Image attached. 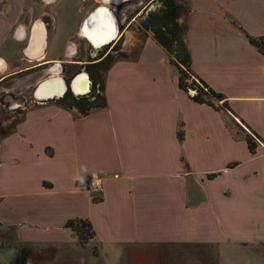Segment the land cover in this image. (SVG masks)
<instances>
[{"label":"crops","instance_id":"crops-1","mask_svg":"<svg viewBox=\"0 0 264 264\" xmlns=\"http://www.w3.org/2000/svg\"><path fill=\"white\" fill-rule=\"evenodd\" d=\"M62 1L29 59L34 1L0 0L4 68L63 55L76 31ZM185 6L190 70L223 98L195 101L150 37L104 72V107L25 109L0 135V264H264V56L250 42L264 38V0ZM71 219L94 236L80 240Z\"/></svg>","mask_w":264,"mask_h":264},{"label":"rangeland","instance_id":"rangeland-1","mask_svg":"<svg viewBox=\"0 0 264 264\" xmlns=\"http://www.w3.org/2000/svg\"><path fill=\"white\" fill-rule=\"evenodd\" d=\"M34 1V0H33ZM36 5L34 6V14L33 17L30 19V23L28 21L27 23V28L29 26L34 24L35 21L37 22H42L47 23V21H44V15L43 13H49L50 10L54 9L49 3H43L42 0H35ZM174 2L180 3L184 6L185 11L180 14V16L177 18V23H178V29L181 31L182 27L185 26L184 21H182L181 17L182 15L186 12V6H185V0H172ZM137 2V0H134L133 2L129 4H134ZM147 3L150 2V6L148 9H150V12H143L140 16H137L135 20L133 21L132 26L128 29V34L126 35L125 39H123L122 42H118L116 44V51L113 53L111 57H109L108 60H116L120 58H133L138 54V51L140 50V47L142 43L146 42L148 38L152 37L154 39V32L158 31V26L157 25H152L151 19L153 18L154 15L161 14L164 5H165V0H149L146 1ZM78 3V2H77ZM98 1L95 0H83L82 2L79 1L77 4L75 10H77V15H75L74 21L72 23V28L71 32L75 31L76 26L79 25L80 21L84 18V16L95 6L97 5ZM124 6H128L129 4L123 3ZM123 4L120 5L119 9H116V6H114L115 13L117 16L121 17L120 19V25L125 24L126 18L125 13L121 11V7H123ZM149 4V3H148ZM64 9V6H62ZM121 8V9H120ZM49 9V10H46ZM45 10V11H44ZM51 15V14H50ZM124 21L122 22V20ZM77 24V25H76ZM31 25V26H32ZM44 27H46L44 25ZM123 28V27H122ZM47 29V27H46ZM48 31V29H47ZM155 40V39H154ZM69 41H73L78 49L73 55L67 56L65 59L66 61H85L86 59L88 60L89 54H94V52H97L95 49H92V47L89 46V44L83 39L79 38L77 36L72 35L70 37ZM156 41V40H155ZM157 42V41H156ZM130 44H132L131 49ZM101 49V48H100ZM165 50V49H164ZM166 51V50H165ZM56 52L53 53L55 55ZM167 62L170 67V70L172 73H175L177 76H179V71L177 66L175 65V53H167ZM107 61V60H106ZM68 62V63H69ZM36 63L34 60L32 62H28L25 65H18L16 67H13L12 69L9 68H3L0 70V75L2 74H7L10 71L13 72V70L17 71V68H21L23 66L31 65ZM66 63V67L64 69V72H62V75L65 77H70L73 73H75L79 68L72 64ZM46 68L47 67H42L40 69L35 68L36 70L32 71H26L22 72L19 74H14L13 76L8 77L7 79L3 80V82L0 84V98L3 97V102L0 103V135L4 133L5 131L10 130L13 128V125L17 122V120L20 119L22 112L30 107L36 106L41 102H37L34 100L32 96V91L35 85L39 80H41L43 77L47 76L46 74ZM100 74L104 75V72H102V69L99 70ZM184 81L187 85L192 86L195 85L192 82V79L190 76H186L184 78ZM196 86V85H195ZM196 89V88H195ZM102 93V92H101ZM212 98V97H210ZM2 99V98H1ZM96 102H100V98L96 100ZM50 103H59L62 106L69 107L70 102L68 99H64L62 101H58L57 99L52 100ZM3 111V112H2ZM6 115V118L3 119V116ZM237 124L236 122H234ZM240 126V124H238ZM233 129L236 130V126L232 125ZM241 127V126H240ZM238 128V127H237Z\"/></svg>","mask_w":264,"mask_h":264},{"label":"trees","instance_id":"trees-1","mask_svg":"<svg viewBox=\"0 0 264 264\" xmlns=\"http://www.w3.org/2000/svg\"><path fill=\"white\" fill-rule=\"evenodd\" d=\"M185 8L182 4L174 2L172 0H165L164 9L161 14L154 15L151 19L152 25H157L158 31L154 32V39L166 50L167 53H175V65L178 68V85L185 91H189V88L195 90L192 98L201 103L212 104L210 97L215 99H222V95L213 91L211 88L207 87L206 83L196 76L190 70V55L187 50L184 35L186 30V25L182 27L181 31L178 29L177 18ZM250 42L262 53L264 56V38H253L250 37ZM109 59V57H108ZM103 60L99 64L101 66L102 72H105L110 66L113 60ZM190 76L192 83L195 85L189 86L185 83L184 78ZM101 94L95 96L93 101H82L78 104L80 113H86L90 109L102 108L105 106V98L103 95V77L101 79ZM196 88V89H195ZM88 95V94H87ZM100 98V102L96 100ZM227 107L226 103L222 104ZM252 137L246 135V140L250 149L254 148V143L252 142ZM89 179V178H88ZM87 179V182H88ZM85 180V175H80L78 177L77 183L80 184ZM66 226L70 227L76 232L80 240L86 241L94 236V231L88 220L85 219H71L66 222Z\"/></svg>","mask_w":264,"mask_h":264},{"label":"water","instance_id":"water-1","mask_svg":"<svg viewBox=\"0 0 264 264\" xmlns=\"http://www.w3.org/2000/svg\"><path fill=\"white\" fill-rule=\"evenodd\" d=\"M54 0H42L43 3H50ZM99 4L93 8L81 21L78 31L75 33V36L79 38H83L90 47L93 49H100L109 46L112 42H114L119 35L120 28V18L117 16L114 10V6H118L120 4L126 3L129 0H98ZM37 23L34 24L30 28V32L28 35V42L26 47L23 49V54L25 57L29 59H35L42 56L43 51L46 46V36L47 30L46 27L44 29V38L43 44L41 43V47L35 50V52L31 51V47L34 45L35 37L33 35V27ZM17 36H22V31L19 28L17 32ZM76 52V44L70 41L65 48L64 54L62 57L58 59V61L53 62L51 64H47L46 74L47 76L43 77L41 80L37 82L32 91V96L37 102H44L52 99H59L66 92L68 85L62 76V64L61 61H66V57L73 55ZM0 70L4 68L3 61H0ZM84 74V73H83ZM85 75L86 85L85 90L75 92L73 89V82L77 79V76L72 78L69 81V86L71 91L75 95H84L87 94L90 90V80Z\"/></svg>","mask_w":264,"mask_h":264},{"label":"flooded vegetation","instance_id":"flooded-vegetation-1","mask_svg":"<svg viewBox=\"0 0 264 264\" xmlns=\"http://www.w3.org/2000/svg\"><path fill=\"white\" fill-rule=\"evenodd\" d=\"M55 1H57V0H54L53 2H50L49 5H51ZM79 1L82 2L83 0H63L60 3V5L57 6L58 12H63L64 11V13H66L68 15H71V14L72 15H77V10H75V8H76L77 4L79 3ZM95 1H98V0H95ZM133 1L134 0H129V1L126 2V4H129V3L133 2ZM146 1H149V0H137V2H135L134 4H129L128 6H124V4H123V7H121L122 9L121 8L120 9H121V11H123L125 13L124 14L125 15L124 19L126 18L127 15L128 16L126 18L124 26L120 25L119 35H118L117 39L114 42H112L109 46L101 48V49H95L97 52H94V54L93 53L89 54V57H88L89 59L88 60L86 59L85 61H74V60H72L70 62L69 61H61L60 62L62 64V72H64V69L66 67V63H68V62H69L68 64H72V65L76 66L79 69L75 73H73L70 77H68V78L65 77L64 75H62L64 77L67 85H68V88H67L66 92L64 93V95L62 97H60L59 99H57L58 101H62L64 99H68L69 102H70L69 103L70 107H75L80 112L79 108L77 107L80 102L82 103V101H84V100L91 102V101H93L95 99L96 95L101 94V82H102L101 79H102V75L100 74V71H99L101 69V66H100L99 63L101 61H103V60L108 59V57H111L113 55V53L117 49L115 47L116 44L119 41L122 42L123 39H125L126 35L128 34V29L132 26L133 21L135 20V18L137 16H140L143 12L146 13V12H150L151 11L150 9H148V7L150 6V2H148L149 3L148 4ZM36 2L37 1L34 0V6L36 5ZM98 4H99V1H98L97 5ZM97 5H95L93 8H95ZM120 5L116 6V9L117 8L119 9ZM62 6H64V9L62 8ZM46 10H49V9H46ZM50 14H52V9L50 10ZM50 14L48 12L45 13V14L44 13L42 14V15H44L43 16L44 17L43 18L44 21H47V20L49 21V22L47 21L49 25H47V23H44V25L47 27L49 32L53 28V20H52V16ZM119 18L121 19L120 16H119ZM124 19L122 20V22L124 21ZM25 21H27V19H25ZM81 21H80V23H81ZM32 23H31V25H32ZM80 23H79V25H80ZM31 25L28 28V33L30 32ZM79 25L76 26V28H75L76 32L78 31ZM74 36H75V34H74ZM77 49H78V47L76 45V50ZM56 61H58V59H56L53 62H56ZM53 62H51V63H53ZM51 63L36 62L34 64H31V67H28V68H25V69H23L21 67V68H17L16 69L17 71L13 70V72L10 71L7 74L6 73L2 74V75H0V78L2 77V79L0 80V84L3 82V80L7 79L10 76H13L14 74H19V73H22V72L32 71V70L34 71V70H36L35 68L40 69V68L46 66L47 64H51ZM12 66H17V65L13 64ZM62 72H61V74H62ZM83 73L87 74V77L90 80V90L87 93L88 95L87 94L75 95L73 93V91H71V89H70L69 81L72 78H74L75 76L82 75ZM1 98H0V103L1 102L4 103L3 102V97H1ZM52 100H55V99H52ZM52 100L44 101V102H41V103L51 102ZM5 118H6V115L3 116V119H5Z\"/></svg>","mask_w":264,"mask_h":264},{"label":"bare ground","instance_id":"bare-ground-1","mask_svg":"<svg viewBox=\"0 0 264 264\" xmlns=\"http://www.w3.org/2000/svg\"><path fill=\"white\" fill-rule=\"evenodd\" d=\"M41 24V23H40ZM39 23H37L33 29V35L35 37L34 45L31 47V51L35 52V50L39 49L41 47V43H43V28ZM44 26V25H43ZM86 85V79L85 75H79L77 79L73 82V89L75 92H79L82 90H85Z\"/></svg>","mask_w":264,"mask_h":264},{"label":"built area","instance_id":"built-area-1","mask_svg":"<svg viewBox=\"0 0 264 264\" xmlns=\"http://www.w3.org/2000/svg\"><path fill=\"white\" fill-rule=\"evenodd\" d=\"M86 186L90 190H99L101 187V178L97 174L91 175L88 179Z\"/></svg>","mask_w":264,"mask_h":264}]
</instances>
